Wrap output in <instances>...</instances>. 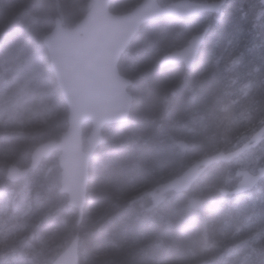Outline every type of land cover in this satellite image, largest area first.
I'll list each match as a JSON object with an SVG mask.
<instances>
[{
  "label": "trees",
  "instance_id": "obj_1",
  "mask_svg": "<svg viewBox=\"0 0 264 264\" xmlns=\"http://www.w3.org/2000/svg\"><path fill=\"white\" fill-rule=\"evenodd\" d=\"M140 1L113 0L111 10ZM91 5L0 0V264H52L77 234L79 264H264V178L249 191L220 193L236 184L240 157L249 153L255 168L264 162V141L212 164L190 191L171 193L153 210L150 196L141 197L195 159L240 146L264 123L261 0H226L220 13L142 25L119 64L133 81L130 116L106 126L90 160L81 222L60 190L58 152L23 179H8L11 164L29 165L39 143L68 127L43 38L56 16L73 26ZM207 25L191 68L160 64ZM194 194L206 200L199 210L189 205Z\"/></svg>",
  "mask_w": 264,
  "mask_h": 264
},
{
  "label": "water",
  "instance_id": "obj_2",
  "mask_svg": "<svg viewBox=\"0 0 264 264\" xmlns=\"http://www.w3.org/2000/svg\"><path fill=\"white\" fill-rule=\"evenodd\" d=\"M87 13L74 26L64 25L60 16L55 17L53 28L44 36V44L50 56L51 67L61 94L68 106V127L59 139L45 140L33 150L30 164H11L6 175L11 181L26 177L37 169L42 161L58 152L61 168L60 190L68 195V204L79 211L81 222L86 205L90 180V160L104 141L106 126L129 119L134 97L129 90L130 77L119 68L122 55L147 21L161 16L190 17L201 12L219 13L226 0H141L126 12L111 10L113 0H92ZM264 3V0H262ZM210 29L194 33L189 42L167 52L161 65L183 63L191 68ZM90 128L87 130V126ZM264 139V124L250 139L240 146L220 150L195 159L182 173L146 191L141 197L151 198L147 210H153L165 202L170 193L188 192L202 172L219 162H229ZM187 147L185 140L180 141ZM236 185L221 188L222 194L242 193L253 189L264 178V162L255 171L248 168L236 170ZM192 209L204 207L205 199L198 195L189 197ZM80 235L77 234L68 247L52 264H79Z\"/></svg>",
  "mask_w": 264,
  "mask_h": 264
},
{
  "label": "rangeland",
  "instance_id": "obj_3",
  "mask_svg": "<svg viewBox=\"0 0 264 264\" xmlns=\"http://www.w3.org/2000/svg\"><path fill=\"white\" fill-rule=\"evenodd\" d=\"M160 1H161V0H160ZM171 1H173V0H170V1H168V2H171ZM197 1H208V0H197ZM161 2H162V1H161ZM163 3H167V2H163ZM129 46H130V45H129ZM140 91H141V93L143 94V90L141 89ZM86 128H87V127H86ZM238 162H240V163L242 164L241 167H243V168H249V169H251V170H253V171L256 170L255 167H251V166H250V164L253 162V160H252V156H251L249 153L243 155L242 157H240L239 160H238Z\"/></svg>",
  "mask_w": 264,
  "mask_h": 264
},
{
  "label": "bare ground",
  "instance_id": "obj_4",
  "mask_svg": "<svg viewBox=\"0 0 264 264\" xmlns=\"http://www.w3.org/2000/svg\"><path fill=\"white\" fill-rule=\"evenodd\" d=\"M261 2H262V0H261ZM111 4H112V3H111ZM58 16H59V15H58ZM56 17H57V16H56ZM54 22H55V18H54ZM53 26H54V25H53ZM207 26H208V25H207ZM207 26H206V27H207ZM206 27H205V28H206ZM205 28H204V29H205ZM127 49H128V48H127ZM125 52H126V51H125ZM120 60H121V59H120ZM119 64H120V63H119ZM132 85H133V84H132ZM263 124H264V123H263ZM263 124H262V125H263ZM262 125H261V126H262ZM261 126H260V127H261ZM260 127H259V128H260ZM259 128H258V129H259ZM258 129H257V130H258ZM257 130H256V131H257ZM253 134H254V133H253ZM253 134H252V135H253ZM252 135H251V136H252ZM251 136L249 137V139L251 138ZM219 151H220V150H219ZM216 152H218V151H216ZM231 161H232V160H231ZM231 161H229V162H231ZM229 162H227V163H229ZM34 170H35V169H34ZM236 183H237V182H236ZM235 185H236V184H235ZM235 185H234V186H235ZM232 188H233V187H232ZM228 189H231V188H228ZM233 194H240V193H233Z\"/></svg>",
  "mask_w": 264,
  "mask_h": 264
},
{
  "label": "flooded vegetation",
  "instance_id": "obj_5",
  "mask_svg": "<svg viewBox=\"0 0 264 264\" xmlns=\"http://www.w3.org/2000/svg\"><path fill=\"white\" fill-rule=\"evenodd\" d=\"M263 141H264V139H263ZM263 141H261L259 144H261ZM259 144H258V145H259Z\"/></svg>",
  "mask_w": 264,
  "mask_h": 264
}]
</instances>
